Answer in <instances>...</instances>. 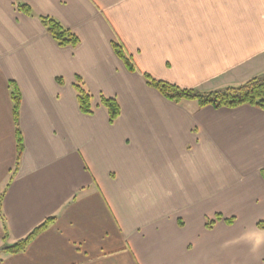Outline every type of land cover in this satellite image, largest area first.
Wrapping results in <instances>:
<instances>
[{"label": "crops", "instance_id": "1", "mask_svg": "<svg viewBox=\"0 0 264 264\" xmlns=\"http://www.w3.org/2000/svg\"><path fill=\"white\" fill-rule=\"evenodd\" d=\"M41 16L79 44L59 46ZM144 73L200 91L264 75V0H0V197L17 161L12 82L24 141L0 264H209L217 246L264 260V109L176 103ZM101 94L120 103L113 123ZM50 217L25 250L1 251Z\"/></svg>", "mask_w": 264, "mask_h": 264}, {"label": "trees", "instance_id": "2", "mask_svg": "<svg viewBox=\"0 0 264 264\" xmlns=\"http://www.w3.org/2000/svg\"><path fill=\"white\" fill-rule=\"evenodd\" d=\"M19 10L23 11L27 15H33L32 9L23 3L17 4ZM44 27L48 33L54 38V40L61 47L71 46L76 47L80 38L77 34L71 31L69 28L65 27L59 20L51 16H41L40 17ZM113 48L118 57L124 62L126 67L131 72L138 71V67L131 55H129L124 46L118 42H113ZM146 82L157 89L163 96L167 99L180 103L183 100H196L200 106H213L215 108H235L241 105H251L264 109V75L253 77L249 79L242 85L239 86H229L213 91H200L194 89L182 88L176 84L157 79L150 74H143ZM12 87V101H13V116L16 126V141H17V161L14 170L11 172L10 180L7 187L10 185L16 171L18 170L22 153L24 150V141L22 132L19 127V111L21 104V93L18 86L15 83H11ZM74 89L76 90L78 104L80 110L88 115H92L95 112L93 106V95L86 88L83 79L80 76L76 77L74 83ZM101 104L106 108L109 116L110 123H113L121 114V106L115 97L106 96L101 94L99 96ZM7 187L3 190L0 197V219L2 221L5 235L7 238L8 230L6 226L5 216L2 212L3 198ZM220 214L216 215V219L208 221L206 227L208 229L213 228L217 220H221ZM55 217H50L46 219L42 224L35 228L27 237L19 240L15 244L5 246L1 251L6 253H19L26 249L31 240L37 236L40 232L46 229L53 221ZM227 223L231 224L233 219L225 220ZM260 226H264V223H260Z\"/></svg>", "mask_w": 264, "mask_h": 264}, {"label": "rangeland", "instance_id": "3", "mask_svg": "<svg viewBox=\"0 0 264 264\" xmlns=\"http://www.w3.org/2000/svg\"><path fill=\"white\" fill-rule=\"evenodd\" d=\"M213 219H216V216L213 218H207L206 223ZM206 223H205V228L207 229ZM216 238L218 242L219 241L221 242L225 238V236L218 232L216 234ZM206 239L207 237L205 238V236L202 235L201 242L205 241ZM207 256L210 257L209 264H242V256L239 251H235V250L225 251V248L222 246H217V248L214 251H211L210 255L207 254ZM244 264H264V260L257 262L256 256L254 254H249V256L247 257V261Z\"/></svg>", "mask_w": 264, "mask_h": 264}]
</instances>
